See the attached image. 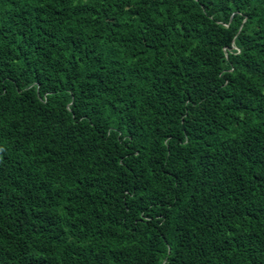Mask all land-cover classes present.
<instances>
[{"label":"trees","instance_id":"obj_1","mask_svg":"<svg viewBox=\"0 0 264 264\" xmlns=\"http://www.w3.org/2000/svg\"><path fill=\"white\" fill-rule=\"evenodd\" d=\"M0 264H264V0H0Z\"/></svg>","mask_w":264,"mask_h":264}]
</instances>
